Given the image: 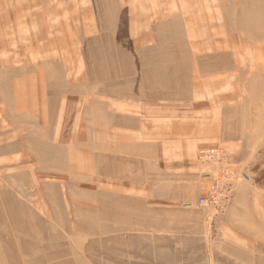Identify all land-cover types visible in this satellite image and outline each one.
Instances as JSON below:
<instances>
[{
    "label": "rangeland",
    "instance_id": "obj_1",
    "mask_svg": "<svg viewBox=\"0 0 264 264\" xmlns=\"http://www.w3.org/2000/svg\"><path fill=\"white\" fill-rule=\"evenodd\" d=\"M256 161L264 0H0V264H264Z\"/></svg>",
    "mask_w": 264,
    "mask_h": 264
},
{
    "label": "built area",
    "instance_id": "obj_2",
    "mask_svg": "<svg viewBox=\"0 0 264 264\" xmlns=\"http://www.w3.org/2000/svg\"><path fill=\"white\" fill-rule=\"evenodd\" d=\"M227 157V151L221 147L201 149L198 153L200 161L213 164L216 168V172L212 175L214 176L212 185L204 195L199 197V203L204 206L215 207L218 212L225 211L232 196L231 176L234 171L230 169Z\"/></svg>",
    "mask_w": 264,
    "mask_h": 264
},
{
    "label": "crops",
    "instance_id": "obj_3",
    "mask_svg": "<svg viewBox=\"0 0 264 264\" xmlns=\"http://www.w3.org/2000/svg\"><path fill=\"white\" fill-rule=\"evenodd\" d=\"M230 134V131L224 129L223 130V133H222V136H223V139L224 140H227V136ZM237 142L236 141H232L231 144H235V145H230V149L231 151H233L232 153H234L236 150H238V148L240 149V147L238 146L239 144H236ZM219 144V143H218ZM221 146V148L223 147V149H225L228 153V151L230 152V150H228L229 148L223 144H220V145H215V144H210V145H204L201 149H205V148H212V147H219ZM232 147V148H231ZM235 160V157L234 155H231L229 156V160H228V164L230 165L231 168H233V170L237 171V168L240 167V166H243L244 164H248V163H251L252 161H234ZM255 163H259V164H264V161H256ZM171 185L169 186V198H175L180 196L181 193L179 192V190L177 191V189H179V185H177V183L175 181H171L170 183Z\"/></svg>",
    "mask_w": 264,
    "mask_h": 264
},
{
    "label": "bare ground",
    "instance_id": "obj_4",
    "mask_svg": "<svg viewBox=\"0 0 264 264\" xmlns=\"http://www.w3.org/2000/svg\"><path fill=\"white\" fill-rule=\"evenodd\" d=\"M152 65V64H151Z\"/></svg>",
    "mask_w": 264,
    "mask_h": 264
}]
</instances>
